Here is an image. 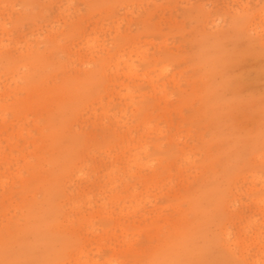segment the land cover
Masks as SVG:
<instances>
[{"label":"rangeland","instance_id":"obj_1","mask_svg":"<svg viewBox=\"0 0 264 264\" xmlns=\"http://www.w3.org/2000/svg\"><path fill=\"white\" fill-rule=\"evenodd\" d=\"M0 264H264V0H0Z\"/></svg>","mask_w":264,"mask_h":264}]
</instances>
